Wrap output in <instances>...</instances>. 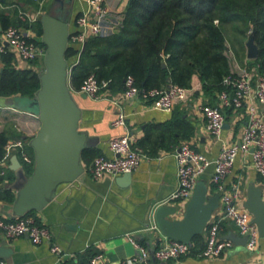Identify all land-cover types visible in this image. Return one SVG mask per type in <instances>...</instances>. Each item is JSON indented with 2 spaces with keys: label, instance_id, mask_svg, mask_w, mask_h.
<instances>
[{
  "label": "crops",
  "instance_id": "crops-1",
  "mask_svg": "<svg viewBox=\"0 0 264 264\" xmlns=\"http://www.w3.org/2000/svg\"><path fill=\"white\" fill-rule=\"evenodd\" d=\"M103 2L111 12L117 13H124L128 4V0H103ZM86 7L85 0H39V2L0 0V15L9 25L20 28L42 51L32 62L23 61L13 55L14 66L18 69L34 68L38 73L44 70L47 46L42 41V16H54L65 20L68 29L67 49L70 45V35L76 29L75 19ZM3 31L0 26V40ZM235 58L231 52L230 71H234L241 60L239 64L247 62L251 67H257L255 59H248L247 53L239 61ZM75 59L76 57L65 58L67 64ZM1 66L0 63V68ZM119 92L120 90L107 88L102 92L103 98L92 99L72 88V99L81 110L77 130L86 134V145L80 154L85 173L84 180H78L77 185H60L58 192L62 194V198L49 204L42 214L34 211L30 215L39 224L46 225L51 230V241H56L61 246L62 254L60 256L53 254L46 242L32 244L26 236H22L13 240L0 239V260H4L7 264H86L92 253L101 252L104 255L102 264H122L124 260L138 253L131 239L149 250L156 248L161 244L163 235L159 230L146 229L152 222L151 210L159 205L174 207L175 213L169 216V219H181L189 201L159 204L169 196L176 185V162L172 151L183 142H188L197 151L214 158L222 144H240L250 104L264 114L262 106L249 98L239 109H223L225 116L223 130L219 137H214L205 130V120L199 106L215 105L217 96L203 91L196 78L193 79L185 99L176 100L170 112L151 108L149 104L139 99L127 100L115 105L111 100ZM26 97L0 96V132H4L8 140L22 138L26 145H30V140L39 130L41 121ZM119 110L126 114V129L111 125ZM126 130L136 145L142 144L145 147L150 159L141 161L132 172L131 183L125 187L115 183V179L122 174L94 180L90 174L93 158L100 154L112 156L107 141L111 137L123 135ZM29 154L34 169L33 149ZM11 158L12 156L8 161V178L1 181V186L9 189L15 198L16 193L11 185L16 176L9 168L12 164ZM212 173L213 165H210L197 178L195 184V186L201 184L205 188L206 198H213L219 194L216 186L211 182ZM234 182H240L243 192L241 207L245 200L246 189L251 184L262 188L264 198V179L251 165V150L238 152L223 185L228 190ZM12 202L0 199L1 217H12ZM151 205H154L152 209ZM221 211L219 195L217 206L213 209L210 219ZM210 219L200 234L203 242ZM219 234L233 244L221 257H197L192 253L158 264H264V236L259 237L257 249L249 252L245 248V240L231 222L222 221ZM151 264L156 263L152 260Z\"/></svg>",
  "mask_w": 264,
  "mask_h": 264
},
{
  "label": "built area",
  "instance_id": "built-area-1",
  "mask_svg": "<svg viewBox=\"0 0 264 264\" xmlns=\"http://www.w3.org/2000/svg\"><path fill=\"white\" fill-rule=\"evenodd\" d=\"M39 2V0H31ZM86 9L75 19V31L70 35L69 42L78 48L77 58L84 48L86 41L92 37H105L117 31L123 21V13L111 12L103 0H85ZM11 52L19 59L29 62L42 53L35 42L30 40L23 31L16 26L4 29L0 40V53ZM74 64L67 66V71ZM225 88L217 93L215 105L203 104L199 106L205 123L207 133L219 137L225 123L223 109H239L244 101L249 98L256 101L264 109V74L251 67L247 62L238 64L234 71L223 79ZM108 81H99L94 74H89L81 83L79 93L92 99L103 98L102 92L106 89ZM188 89L177 84L169 83L164 87L139 88L131 75L123 79V87L112 99V103L119 105L124 101L139 99L151 108L170 112L176 100H183ZM113 127L126 129V114L119 110L111 122ZM108 150L112 156L97 155L90 165V174L94 180L106 176H115L133 172L143 160L150 159L149 154L135 144L133 138L126 132L120 136L111 137L107 141ZM251 150V165L264 179V114L250 104L247 109V121L243 129L239 145L222 144L214 158L207 157L197 151L188 142H183L172 151L176 162V185L168 197L159 204L170 202H186L190 199L197 178L210 165H213L211 182L216 186L220 195L222 211L210 219L206 227L204 246L194 255L205 258H218L224 255L231 247L232 242L219 234L220 223L224 220L231 222L240 236L245 238V248L254 252L258 247L259 234L256 225L252 222V215L240 206L243 192L240 182H234L226 190L224 181L231 171L239 151ZM17 156L21 165L33 162L31 155L26 150L24 141L19 138L7 140L4 145V154L0 157V178L7 174L8 161L11 156ZM152 222L147 225V230L158 231V227L151 215ZM26 236L32 244L46 242L51 252L57 256L62 254V248L56 241H51V231L43 224H39L33 216L19 217L0 216V239L13 240ZM138 253L122 262V264H151L166 262L182 256L192 254L193 243L171 240L163 236L161 244L153 249L140 245L131 239ZM104 255L95 253L88 264H102ZM0 264H7L0 260Z\"/></svg>",
  "mask_w": 264,
  "mask_h": 264
},
{
  "label": "trees",
  "instance_id": "trees-1",
  "mask_svg": "<svg viewBox=\"0 0 264 264\" xmlns=\"http://www.w3.org/2000/svg\"><path fill=\"white\" fill-rule=\"evenodd\" d=\"M227 25L243 37L253 31L258 48L254 62L264 74V0H128L117 31L88 39L78 58L76 45L66 49V59L76 57L68 64H74L71 87L78 90L89 74L108 81L106 89L113 90L122 89L127 75L142 89L169 83L190 89L196 78L203 91L217 96L225 88L223 79L230 74ZM0 26H11L2 15ZM0 63V96L32 97L39 89L37 70L16 68L13 53H0ZM7 140L0 132V157ZM25 147L31 152L29 144ZM23 169L29 175L33 164H24ZM4 178L8 175L0 178V199L12 202V192L1 186ZM192 243L193 254L204 246L200 234L193 237Z\"/></svg>",
  "mask_w": 264,
  "mask_h": 264
},
{
  "label": "water",
  "instance_id": "water-1",
  "mask_svg": "<svg viewBox=\"0 0 264 264\" xmlns=\"http://www.w3.org/2000/svg\"><path fill=\"white\" fill-rule=\"evenodd\" d=\"M41 22L42 41L47 46L44 56L45 68L38 74L39 89L32 97H26L37 113L41 126L30 140L35 158L32 173L26 176L17 156L11 158L12 164L9 168L16 176L11 185L16 193L11 205L12 218L23 216L29 211L42 214L49 204L62 198V194L58 192L60 185H77L78 180H84L85 175L80 154L86 145V134L77 130L81 110L71 96L70 76L73 66L68 73V64L64 57L68 37L67 23L64 19L48 15H43ZM246 48L247 58L256 59L258 48L253 32L246 42ZM131 180L132 172L123 173L115 179V183L125 187ZM218 197L219 194L206 198L205 188L197 184L181 219H169V216L175 213V208L167 205H159L151 210L153 219L164 237L191 243L195 235L204 231L213 209L217 206ZM153 206L151 205V209ZM242 206L252 215V222L257 227L259 237H263L262 188L249 185ZM243 239L245 240L244 237ZM150 252L152 254L153 249Z\"/></svg>",
  "mask_w": 264,
  "mask_h": 264
},
{
  "label": "rangeland",
  "instance_id": "rangeland-1",
  "mask_svg": "<svg viewBox=\"0 0 264 264\" xmlns=\"http://www.w3.org/2000/svg\"><path fill=\"white\" fill-rule=\"evenodd\" d=\"M252 32L253 31L247 33L246 36L243 37L241 35L233 33L230 25H227L225 27L226 37L230 41V43H228V48H229L228 57L231 55V52L233 53V56L236 57L235 59H237V61L241 60V58L246 56L247 53L246 42ZM240 62H242V60ZM240 62H238V64Z\"/></svg>",
  "mask_w": 264,
  "mask_h": 264
}]
</instances>
